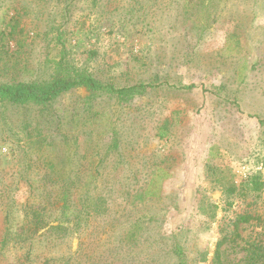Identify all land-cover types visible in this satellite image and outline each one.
I'll list each match as a JSON object with an SVG mask.
<instances>
[{
  "label": "rangeland",
  "instance_id": "1",
  "mask_svg": "<svg viewBox=\"0 0 264 264\" xmlns=\"http://www.w3.org/2000/svg\"><path fill=\"white\" fill-rule=\"evenodd\" d=\"M60 62L148 87L0 103V264H264V0H0V83Z\"/></svg>",
  "mask_w": 264,
  "mask_h": 264
},
{
  "label": "trees",
  "instance_id": "2",
  "mask_svg": "<svg viewBox=\"0 0 264 264\" xmlns=\"http://www.w3.org/2000/svg\"><path fill=\"white\" fill-rule=\"evenodd\" d=\"M62 62V61H61ZM60 62V69L66 70V72L55 75L54 77L46 80L44 82H13V83H0V103H10V104H19V105H46L56 99L59 95L64 92H67L71 89L77 87H84L90 92V96H98L107 94L111 97H116L119 102H125L126 100L133 99L136 95L142 94L145 92L148 87L147 84H134L129 86L118 87L112 83L102 82L101 80L96 79L90 73L85 71H77L74 68H70L67 65H63ZM53 182L56 180H52ZM62 220L57 227L59 229H65L66 222L70 219L71 215L78 216V220H80V215L82 212H79L76 208H73L70 205V197H68L69 193V184L70 182L65 179L62 181ZM49 185H51L49 183ZM255 185L253 187L254 190L261 189V182L254 181ZM38 189V188H37ZM45 190V184H43V191ZM230 191H235V185L231 186ZM51 192L48 191L49 194ZM149 192H146V196ZM100 200L101 198L94 197L91 203L87 206V214H90V211L94 209V203L96 200ZM98 200V201H99ZM41 214L40 211L37 210V214ZM40 216L37 215L35 219H39ZM240 220L248 221L249 217L241 216ZM38 225L39 223L34 222ZM38 228L32 229L28 228L22 232H15L12 230V227H7L6 234L2 239V245L4 247L9 244L11 241H15L16 243L26 244L27 242H31V246L34 243V237L38 232ZM17 235V236H15ZM30 248L27 252H32ZM174 253L177 255L178 264H187L184 261L182 248L181 246L176 245L174 248ZM216 261L217 264H223L221 261V252L218 249L216 252Z\"/></svg>",
  "mask_w": 264,
  "mask_h": 264
},
{
  "label": "crops",
  "instance_id": "3",
  "mask_svg": "<svg viewBox=\"0 0 264 264\" xmlns=\"http://www.w3.org/2000/svg\"><path fill=\"white\" fill-rule=\"evenodd\" d=\"M205 0H203V2H204Z\"/></svg>",
  "mask_w": 264,
  "mask_h": 264
}]
</instances>
